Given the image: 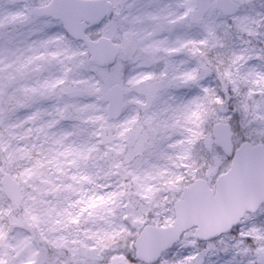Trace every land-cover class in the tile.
Here are the masks:
<instances>
[{
	"label": "clouds",
	"instance_id": "obj_1",
	"mask_svg": "<svg viewBox=\"0 0 264 264\" xmlns=\"http://www.w3.org/2000/svg\"><path fill=\"white\" fill-rule=\"evenodd\" d=\"M56 10L57 0H36L28 14ZM188 10L184 3L174 18ZM144 19L133 15L108 34L127 69L111 93L102 82L97 90L91 49L64 33L0 41V259L6 264H41L51 248L60 255L49 264H114L112 257L154 221L172 237L157 254L159 264L189 255L203 264L205 228L180 214L193 186L220 196L229 229L241 218L247 223L231 245L236 253L254 257L249 264L264 259L258 252L264 241L256 238L264 233V173L230 196L224 188L233 169L212 147V130L236 103L248 106L247 126L264 133V62L242 73L255 55L246 50L239 64L223 68L206 59L184 71H158L152 61L180 44L154 36ZM246 31L264 35V14L252 16ZM193 71L196 78L185 82ZM213 72L218 83L205 84ZM206 96L222 104L198 107ZM196 111L201 115L189 120ZM254 140L264 152V140ZM249 239L254 248L246 246Z\"/></svg>",
	"mask_w": 264,
	"mask_h": 264
},
{
	"label": "rangeland",
	"instance_id": "obj_2",
	"mask_svg": "<svg viewBox=\"0 0 264 264\" xmlns=\"http://www.w3.org/2000/svg\"><path fill=\"white\" fill-rule=\"evenodd\" d=\"M112 2L114 11L105 22H110L109 33L115 34L121 24L131 19L133 15L140 14L144 16V27L152 31L154 36L159 39L166 40L170 43L179 45L186 41L194 40L199 41L207 36V28L214 27L217 35L220 37L219 41L216 39H210V42L202 49L206 55H200L195 60H191L194 56L192 47H198V45H192L181 51L184 59L187 60V64L184 60L177 65L173 62V59L169 60L173 54H168L161 59L153 60L152 63L159 70H174L184 71L190 69L193 66L199 65L206 59H210L212 63L219 64L221 68L230 64L233 58V54L241 55L244 51L254 52L255 55L250 57L248 64L243 65L241 72L256 70L264 60L257 57L264 51V35L250 34L247 31H243L234 25L232 17H225L219 13L215 8V0H197L198 3L205 5L203 8H198L195 14L198 19H193L191 16L183 21L177 20L175 17V10L184 5L185 0H109ZM241 4V11L235 16L238 17H252L264 14V2L263 0H236ZM36 0H0V41L5 39H12L14 36H40L48 33H64L62 32L61 23L54 19L44 18L37 23V17L33 15V12L29 13V9L34 8ZM122 7L128 16L121 18L116 15V8ZM173 13L169 16V13ZM27 14V15H26ZM175 21V22H173ZM99 31L96 27L89 28V32L94 36ZM67 35V34H66ZM78 44V43H77ZM224 46L221 47L220 45ZM79 46L85 47L81 44ZM180 53V52H179ZM178 55V53H175ZM117 62L121 65V76L127 71L125 65L120 61L118 57ZM223 61V63H221ZM97 66V64H96ZM105 67H112V64L105 65ZM98 69V66H97ZM54 71V69H51ZM99 70V69H98ZM92 73H90L91 75ZM217 73L213 72L208 77L205 84L218 83ZM242 86V81H241ZM183 94H190L189 90ZM107 103V101H106ZM233 109L226 110V119L224 122H230L234 131V142L239 145L242 141L249 140L255 143L254 138L258 137L264 140V133H261L258 129L254 130L247 126V120L245 117V110L241 107V103L233 105ZM227 113H230L227 114ZM213 150L218 153V159H223L225 164H228L232 158L227 157L223 151L212 144ZM215 182V181H213ZM2 203V201H0ZM248 227L247 223L243 222L232 229L230 234H222L221 236L209 240V243L203 247L205 249L203 253V264H249V261L255 259L251 255H238L236 249L231 247L236 238H239L241 231ZM137 239V238H134ZM253 240L246 241V246L255 247ZM131 247H126L123 251L131 252ZM57 249L51 248L47 251L45 256L41 260V264H49L51 260H55L60 252ZM176 248H172V252H175ZM115 264H125V261L117 258ZM156 264H159L157 262ZM255 264L258 263V259L255 260Z\"/></svg>",
	"mask_w": 264,
	"mask_h": 264
},
{
	"label": "snow or ice",
	"instance_id": "obj_3",
	"mask_svg": "<svg viewBox=\"0 0 264 264\" xmlns=\"http://www.w3.org/2000/svg\"><path fill=\"white\" fill-rule=\"evenodd\" d=\"M185 4L189 5V10L185 11L183 15L177 18V20L183 21L188 19L190 16L193 19H198V17L195 15L197 13L198 8L205 7V5L198 3L197 0L195 4H193V0H185ZM215 6L221 7L226 14L232 15V19L236 27H238L243 31L247 30L250 17L248 16L238 17L233 15V13L236 11V8L238 7L237 5L228 2L224 4L218 3ZM59 11L61 13L60 18L62 19L63 24L65 28L68 30V32H70L74 36L83 38L87 42L88 47L91 49V54L99 69L97 90H99V84L102 82L106 85V88L109 91V93H111L113 82H116L121 78V72H120L121 65L119 62L115 60L116 54L110 48L106 47L104 43V41L110 39L108 35L110 30V22H105L103 20V14L106 11V6L98 3L93 8H83L78 3H69V4H62L59 8ZM89 21H92L93 23L90 24ZM91 27H96L99 29V31L95 34V36L88 31V29ZM210 39H216L217 41H219L220 39L214 27L207 28V36L205 38H202L199 41H194V40L186 41L184 43H181L179 47L169 48L166 49V51L169 54H174V53H179L183 49L188 48L192 45H198V47H192L193 54L199 53L200 55H206V53L203 52L202 49L210 42ZM220 46L223 47L224 45L221 44ZM257 58L264 60V51H261V53ZM242 59H243L242 55L233 54L231 63L239 64V62ZM221 63H223V61ZM108 64H112V67L111 68L105 67V65ZM150 78H151L150 76L144 77V79H150ZM195 78H196L195 71H193L191 73L185 74L183 80L187 82L190 80H194ZM232 83L235 84L236 82L232 81ZM226 90H230V89H226ZM204 91L207 92L208 89L205 88ZM215 104H222V101L218 97L206 96L204 98V104H198V107H204L205 105H215ZM247 107H248L247 105H244L245 110H247ZM200 115L201 113L199 111L190 112L187 115V118L191 120L193 117H199ZM198 135L199 133L193 132V136H198ZM216 137L218 141H223L225 143V146L227 147L228 141H230L231 138L230 126L225 125L224 121H218ZM232 163L234 167L237 166L239 167L240 172L245 171V169L247 168L246 162L240 163L238 165L237 159H234ZM100 200L102 201L103 197H101ZM95 206H96L95 201H93L92 204L89 205V207H95ZM184 212H185L184 209H180L181 215H183ZM135 222L136 221H134V223ZM168 223H170V221H166L164 223L163 225L164 229H167ZM213 234L216 233L205 227L203 233L205 238H208ZM240 234L244 235L243 232H241ZM137 236L139 237L140 242L137 243V241H134L133 250L131 252H126L123 255L113 256L112 259L114 264L117 258L125 261V264H146V262H151L152 258L145 257L141 251V248L145 244L155 246L157 244L163 243V245H167L172 239L169 233L161 229L160 221H154L152 226L144 228L141 233H137ZM2 238H3V234L0 233V239ZM256 238L258 240L264 241V233L258 234ZM258 252L264 253V248L258 249ZM195 259L196 258L194 256L189 255L185 257L184 260L180 261L179 264H195ZM0 264H6V261L0 259ZM27 264H34V262L29 260Z\"/></svg>",
	"mask_w": 264,
	"mask_h": 264
},
{
	"label": "water",
	"instance_id": "obj_4",
	"mask_svg": "<svg viewBox=\"0 0 264 264\" xmlns=\"http://www.w3.org/2000/svg\"><path fill=\"white\" fill-rule=\"evenodd\" d=\"M234 3L238 7L236 11L233 13L235 15L240 10V4L234 0H216L215 5L218 3ZM69 3H78L83 8H93L98 3L103 4L106 6V11L103 14V20H105L108 16L112 15L113 13V4L109 0H57V10L53 17L60 19L62 21L61 13L59 8L62 4H69ZM220 12L227 16H232L226 14L225 11L218 6H215ZM36 13V12H35ZM38 16H44L39 13H36ZM63 22V21H62ZM89 23H93L89 21ZM64 25V24H63ZM66 32L77 40H81L85 43L88 47L87 42L78 36L72 35L68 30L65 28ZM105 46L110 48L107 44V41H104ZM111 49V48H110ZM118 55H115V59ZM225 125L230 126V141H228L227 147L223 141H218L216 137L217 126L212 130V134L214 136V143L221 147L222 150L229 156L237 159V164L240 163H247V168L245 171L240 172L239 167H234L233 163L231 167L233 172L230 174L231 178L228 183L225 185L224 191L228 193L230 196H234L241 186L245 183L250 182L257 173H264V152H261L260 148L257 144H253L249 141L243 142L237 149H235V145L233 143V131L231 124L229 122H224ZM218 125V123H217ZM239 156V159H238ZM232 160V161H233ZM185 215L189 219V221H198L201 223L204 228H208L209 230L213 231L216 234L208 237V239H213L224 232L230 231L234 226L238 225L239 223H232L230 230L226 224L227 217L229 216V209H227L219 195H213V193L209 192L207 188H203L200 186H193L190 191V202L188 206L185 208ZM242 219V218H241ZM137 243H139V237L136 239ZM163 246V243L157 244L155 246L145 244L141 251L145 257L152 258L151 262H146L148 264H152L157 262V254L159 253L160 248ZM260 264H264V259H258Z\"/></svg>",
	"mask_w": 264,
	"mask_h": 264
},
{
	"label": "trees",
	"instance_id": "obj_5",
	"mask_svg": "<svg viewBox=\"0 0 264 264\" xmlns=\"http://www.w3.org/2000/svg\"><path fill=\"white\" fill-rule=\"evenodd\" d=\"M41 20H42V19H37V23H38L39 21H41ZM62 32H64L63 29H62ZM67 36H68V35H67ZM77 43H78V44H81V45L84 46V44H83L82 42H80V41H77ZM196 54H197V53H196ZM196 54H195V55H196ZM195 55H194V56H195ZM194 56L191 57V60H195V59H194ZM89 74H90V73H89ZM54 250H55V248H54ZM56 252H58V251H54V253H56Z\"/></svg>",
	"mask_w": 264,
	"mask_h": 264
}]
</instances>
